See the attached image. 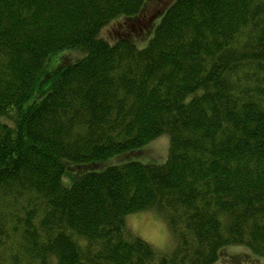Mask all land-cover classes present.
I'll return each mask as SVG.
<instances>
[{"label": "trees", "instance_id": "obj_1", "mask_svg": "<svg viewBox=\"0 0 264 264\" xmlns=\"http://www.w3.org/2000/svg\"><path fill=\"white\" fill-rule=\"evenodd\" d=\"M159 1L0 0V264L264 260V0Z\"/></svg>", "mask_w": 264, "mask_h": 264}, {"label": "rangeland", "instance_id": "obj_2", "mask_svg": "<svg viewBox=\"0 0 264 264\" xmlns=\"http://www.w3.org/2000/svg\"><path fill=\"white\" fill-rule=\"evenodd\" d=\"M160 1L163 3L165 2V0ZM171 1L172 0H169L166 4H169ZM125 32L123 24L121 22H117L107 27L102 35L105 39L113 41L116 36L123 35ZM66 53H62V55H65ZM75 57H77V55L71 53L65 57V60H71ZM57 62L59 63L60 61ZM56 66L57 63L52 61L50 63V70L54 69ZM168 152L169 137L165 135L144 147L137 159H129L128 155H122L109 160L103 169L98 172H102L107 167L119 166L129 162L161 165L166 162ZM126 225L135 234V236L151 244L158 251L165 252L171 245V237L167 230V226L165 222L155 213H144L129 216L126 219ZM231 260L238 261L241 264H264V260L256 258L248 250L242 249L241 247H235L234 249L232 248L227 250L224 257L222 256L219 264H229Z\"/></svg>", "mask_w": 264, "mask_h": 264}]
</instances>
